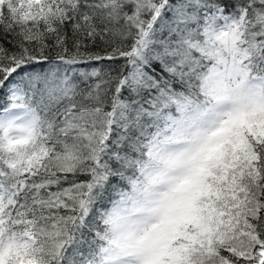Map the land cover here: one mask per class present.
I'll list each match as a JSON object with an SVG mask.
<instances>
[{"label":"snow or ice","instance_id":"obj_1","mask_svg":"<svg viewBox=\"0 0 264 264\" xmlns=\"http://www.w3.org/2000/svg\"><path fill=\"white\" fill-rule=\"evenodd\" d=\"M0 264H264V0H0Z\"/></svg>","mask_w":264,"mask_h":264}]
</instances>
